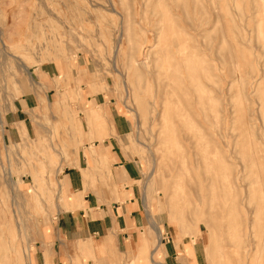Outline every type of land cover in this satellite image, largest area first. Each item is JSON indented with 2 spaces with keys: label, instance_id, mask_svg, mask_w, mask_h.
Returning a JSON list of instances; mask_svg holds the SVG:
<instances>
[{
  "label": "rangeland",
  "instance_id": "1",
  "mask_svg": "<svg viewBox=\"0 0 264 264\" xmlns=\"http://www.w3.org/2000/svg\"><path fill=\"white\" fill-rule=\"evenodd\" d=\"M25 97L29 121L13 126ZM111 107L131 125L152 237L220 264L223 224L264 210V0H0V264H36L65 168Z\"/></svg>",
  "mask_w": 264,
  "mask_h": 264
},
{
  "label": "crops",
  "instance_id": "2",
  "mask_svg": "<svg viewBox=\"0 0 264 264\" xmlns=\"http://www.w3.org/2000/svg\"><path fill=\"white\" fill-rule=\"evenodd\" d=\"M41 73L44 83L53 90V73L43 68ZM16 103L9 123L25 126L34 101L25 97ZM109 111L110 120L102 130L106 134L85 137V150L65 168V210L57 213L51 231L43 235L36 264H201L197 242L179 241L173 236L168 239L167 232L160 238L152 237L138 186L141 167L125 150L131 125L114 108ZM85 151L92 153V188L84 178L88 169ZM103 159L108 175L105 169L95 170ZM145 251L148 257L144 260Z\"/></svg>",
  "mask_w": 264,
  "mask_h": 264
},
{
  "label": "bare ground",
  "instance_id": "3",
  "mask_svg": "<svg viewBox=\"0 0 264 264\" xmlns=\"http://www.w3.org/2000/svg\"><path fill=\"white\" fill-rule=\"evenodd\" d=\"M84 174L87 173L84 172ZM259 202L261 203V199ZM229 216L226 206L217 207L219 219L227 220ZM263 217L264 210L261 208V204H256L255 208L249 213L247 212V219L243 227L237 216L234 219L235 223L225 222L223 224V240L218 248L220 264H264V235L261 234ZM155 235H158L157 230H155ZM248 237L252 238L251 243L247 246L242 245ZM140 249L143 248L140 247Z\"/></svg>",
  "mask_w": 264,
  "mask_h": 264
}]
</instances>
